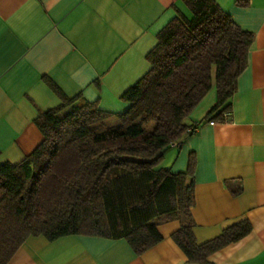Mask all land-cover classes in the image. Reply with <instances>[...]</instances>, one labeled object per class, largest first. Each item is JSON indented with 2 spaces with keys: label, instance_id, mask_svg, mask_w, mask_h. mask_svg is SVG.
<instances>
[{
  "label": "crops",
  "instance_id": "1",
  "mask_svg": "<svg viewBox=\"0 0 264 264\" xmlns=\"http://www.w3.org/2000/svg\"><path fill=\"white\" fill-rule=\"evenodd\" d=\"M177 1L0 0V163L21 160L43 140L35 119L61 102L45 76L69 95L83 92L105 109H125L121 95L149 69L147 53ZM217 1L255 33L248 65L231 114L207 117L214 87L189 116L199 129L170 146L163 164L185 171L195 154L191 218L199 242L242 218L252 223L249 233L209 262H188L172 237L187 215L165 214L155 218L163 239L142 253L126 238L40 234L27 237L7 264H264V0Z\"/></svg>",
  "mask_w": 264,
  "mask_h": 264
},
{
  "label": "trees",
  "instance_id": "2",
  "mask_svg": "<svg viewBox=\"0 0 264 264\" xmlns=\"http://www.w3.org/2000/svg\"><path fill=\"white\" fill-rule=\"evenodd\" d=\"M174 9L147 53L149 69L121 95L125 109H105L83 92L69 95L45 76L61 102L35 119L43 140L21 160L0 163V264L40 234L126 238L142 253L163 239L155 218L176 213L187 218L173 239L188 262L206 263L252 229L242 218L199 242L191 218L195 154L180 172L162 160L173 141L192 134L189 116L213 87L217 101L207 117L231 114L255 33L217 0H178Z\"/></svg>",
  "mask_w": 264,
  "mask_h": 264
},
{
  "label": "built area",
  "instance_id": "3",
  "mask_svg": "<svg viewBox=\"0 0 264 264\" xmlns=\"http://www.w3.org/2000/svg\"><path fill=\"white\" fill-rule=\"evenodd\" d=\"M224 115L225 116L230 115V111L229 110L225 111ZM212 122H214V121H212ZM199 126H200V124H198V123L192 124V125H190L188 127V131L191 132V133H194V132H196L199 129ZM180 144H181V139L180 140H175V141L172 142V146H178Z\"/></svg>",
  "mask_w": 264,
  "mask_h": 264
},
{
  "label": "rangeland",
  "instance_id": "4",
  "mask_svg": "<svg viewBox=\"0 0 264 264\" xmlns=\"http://www.w3.org/2000/svg\"><path fill=\"white\" fill-rule=\"evenodd\" d=\"M213 90H215L214 87L209 92H213ZM170 151H171V148H167L166 153L168 154ZM164 156H166V154ZM165 159H166V157H163L162 164L164 163Z\"/></svg>",
  "mask_w": 264,
  "mask_h": 264
}]
</instances>
